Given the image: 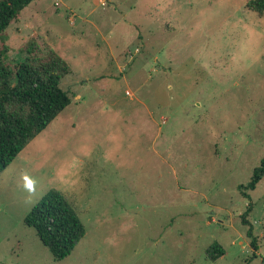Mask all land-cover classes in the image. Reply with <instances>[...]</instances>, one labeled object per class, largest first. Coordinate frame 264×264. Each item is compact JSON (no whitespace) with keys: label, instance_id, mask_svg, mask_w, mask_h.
I'll use <instances>...</instances> for the list:
<instances>
[{"label":"rangeland","instance_id":"1","mask_svg":"<svg viewBox=\"0 0 264 264\" xmlns=\"http://www.w3.org/2000/svg\"><path fill=\"white\" fill-rule=\"evenodd\" d=\"M248 0H32L0 39L68 63L70 103L0 171V264H264V11ZM50 189L85 235L55 259ZM256 236L249 245L241 214ZM219 243L216 260L206 249Z\"/></svg>","mask_w":264,"mask_h":264},{"label":"trees","instance_id":"2","mask_svg":"<svg viewBox=\"0 0 264 264\" xmlns=\"http://www.w3.org/2000/svg\"><path fill=\"white\" fill-rule=\"evenodd\" d=\"M30 1L0 0V38ZM246 5L259 15L264 11V0H248ZM27 45L26 59L11 62L8 47L0 39V171L70 103L68 91L60 86V79L70 71L68 63L52 48L45 59L36 58L34 44ZM263 175L264 156L253 168L248 183L239 186L246 198H250L246 191L253 190ZM250 210L249 202L241 214V223L246 226L250 247L256 249L257 239L246 218ZM23 222L34 229L55 259L66 257L86 232L77 209L64 193L55 189L42 196ZM205 252L216 260L224 249L215 242Z\"/></svg>","mask_w":264,"mask_h":264}]
</instances>
